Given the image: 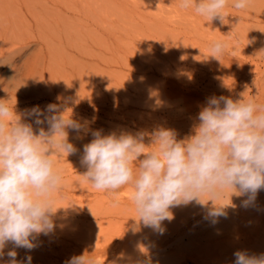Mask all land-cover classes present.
Returning <instances> with one entry per match:
<instances>
[{
  "label": "rangeland",
  "instance_id": "1",
  "mask_svg": "<svg viewBox=\"0 0 264 264\" xmlns=\"http://www.w3.org/2000/svg\"><path fill=\"white\" fill-rule=\"evenodd\" d=\"M180 3L181 0H0V100L9 104L19 95L15 84L22 77L23 83L44 93L53 92L62 99L90 103L99 110L116 108L120 119L110 116L100 120L91 111L83 113L82 116L87 118L84 127L91 128V132L99 130L102 135L142 132L145 144H150L151 133L161 127L174 130L178 140L193 135V129L199 123L198 114L211 97L245 98L264 106V0H250L245 10L234 9L229 3L225 23L208 21L194 9L181 8ZM215 40L228 44V50L219 57L220 60L208 57L210 43ZM70 57L72 61L77 59L82 63L95 59L94 66H89L92 73L88 69L91 77L87 73L84 75L94 77L99 84L104 81L105 85L111 86L108 88L102 82L100 89L98 83L93 82L99 91L87 88L81 93L78 87V91L74 90L76 87L68 89L67 81L72 72L66 73L64 67L68 66L65 68L68 70L71 66L68 65ZM74 67V70L70 68L77 77L83 68ZM88 70L84 68L83 73ZM49 76L53 78L51 81ZM43 101L47 100L44 98ZM14 105V110L24 108ZM99 115L103 116L101 112ZM26 122L32 123L31 120ZM42 126L46 128L47 124ZM38 127L33 123L34 131ZM91 132L71 133L91 136ZM75 141L77 139L71 140L76 154L53 156L56 166L64 174V186L58 192L61 196L56 194L59 198H55V207H71L58 210L54 217L56 229L48 235H39L34 240L36 247L33 250L15 249L19 264H27L28 256L31 261L49 259L48 264H68L72 257L84 255L85 249L94 247L99 251L92 256L97 264H113L112 255L119 251L117 245L124 246L127 256L117 263L131 264L132 258L152 248L138 233L142 223L135 219L137 213L131 200V186L115 193L96 190L82 176L87 170L81 165L83 146L87 142L77 141V144ZM63 189L73 195H85L86 199L84 196L76 198L78 201L65 202ZM261 196L264 197V192H259L248 206L242 203L247 198L234 202L230 214L225 209L226 217L219 218L208 216L211 201L206 207L195 201L182 205V209L179 206L178 210L184 214L175 212L173 225L183 226L185 233L182 239L173 229L170 233L160 234L162 238L169 237L172 243V249L168 247L163 255L175 253L178 257L191 258L182 264H235L234 253L237 251L257 257L264 254V198L262 200ZM226 197L217 203L224 204ZM109 209L114 212L109 213L110 216L96 220L89 217L85 222L84 218L70 219L64 215L85 210L107 212ZM191 231L195 233L191 234ZM47 236L69 241L71 247L65 251L56 247L58 255H47L36 244ZM191 241L192 246L189 245ZM12 248L11 243L5 247L3 258L9 259L7 252ZM155 253L152 254L161 255L160 250ZM162 260L154 263L143 256L141 264L142 261L143 264L144 261L145 264H173L170 260L176 259Z\"/></svg>",
  "mask_w": 264,
  "mask_h": 264
},
{
  "label": "clouds",
  "instance_id": "2",
  "mask_svg": "<svg viewBox=\"0 0 264 264\" xmlns=\"http://www.w3.org/2000/svg\"><path fill=\"white\" fill-rule=\"evenodd\" d=\"M229 3L245 10L250 0H181L180 7L194 9L208 21L225 23ZM227 50L226 41H212L208 57L220 60ZM66 113L54 104L17 113L0 100V259L11 243L8 264H19L15 249L33 250L39 235L56 229L58 210L71 207H55L64 174L53 156L76 154L68 130L85 129ZM198 120L194 134L186 139L178 140L174 130L161 127L151 133L150 144H145L142 132L102 135L93 131L94 138L83 146L81 165L87 170L82 176L100 191L115 193L130 185L135 219L160 234L163 221L174 218L171 209L193 201L202 207L211 201L208 216L226 217L230 203L217 201L235 194L246 196L242 203L248 206L264 189V106L245 98L211 97ZM33 123L40 126L36 131ZM234 256L235 264H264V254L237 251ZM121 258L123 254H117V261ZM26 259L30 264L31 256ZM68 264L97 261L81 255Z\"/></svg>",
  "mask_w": 264,
  "mask_h": 264
},
{
  "label": "bare ground",
  "instance_id": "3",
  "mask_svg": "<svg viewBox=\"0 0 264 264\" xmlns=\"http://www.w3.org/2000/svg\"><path fill=\"white\" fill-rule=\"evenodd\" d=\"M52 55V57L54 56L52 53H50V56ZM93 55V54H92ZM92 55H90V56H92ZM51 57V58H52ZM51 58H50V62H51ZM53 58H55V56L53 57ZM56 59V58H55ZM54 59V60H55ZM72 58L70 57V62H68V65L70 64L71 66H69V69L67 70V69H65V68H67V67H64V70H65V72L66 73H71V78H70V80L69 81H67V82H69L68 83V89H72V88H74V87H76V89L74 88V90H77V87L79 88V91L81 90V93H82V91L83 90H88L87 88H89V90L91 89V90H93V88H95V84L93 83V82H96V81H94L93 79H94V77H93V79L92 78H89V77H91L90 76V74L92 73V69H89L90 67V65H92V63L94 62V64H95V59H94V61L92 62V61H87V63L85 62V63H82L83 61H79V62H81L82 64H73L74 62H76V63H79L78 61H72L71 60ZM57 60V59H56ZM55 60V61H56ZM53 61V60H52ZM54 61V62H55ZM62 61V60H61ZM102 61V60H101ZM67 62V61H66ZM66 62H65V64H66ZM104 62V61H103ZM97 63H98V61H97ZM63 64H64V62H63ZM74 65H76V67H78L79 69L80 68H83V70H84V68H85V71H87L88 69L90 70V72H89V70H88V72H84L83 73V70L81 69L80 70V75H78L77 74V77H74V75H73V73L75 72V71H72L71 70V68L74 70V69H76L75 67H74ZM98 65V64H97ZM94 65H92V67H93ZM96 66V65H95ZM71 67V68H70ZM97 67V66H96ZM95 67V68H96ZM15 68V67H14ZM77 68V69H78ZM97 68H99V67H97ZM96 68V69H97ZM96 69H94L95 71H96ZM63 70V71H64ZM67 70V71H66ZM69 70H71L70 72H69ZM99 70V69H98ZM102 70V68H100V73L103 71H101ZM105 70V69H104ZM14 71H17V69L16 70H14ZM14 71H13V73H14ZM81 71H82V73H81ZM97 72V74H99V72L98 71H96ZM65 73V74H66ZM85 73H90V74H88L89 75V77H86V75H84ZM106 73V72H105ZM62 74V73H61ZM75 75H76V72L74 73ZM82 74H83V76H82ZM94 74V73H93ZM92 74V75H93ZM102 74V73H101ZM95 75V74H94ZM104 75V73L102 74V76ZM65 76V75H64ZM66 76H67V74H66ZM79 76V77H78ZM81 76V77H80ZM96 76V75H95ZM86 77V78H85ZM99 77H101L100 75H99ZM22 78V77H21ZM21 78H20V80H17V82H16V84H15V89H17L16 91H18L19 92V95L15 98V99H13L12 101L10 100V102H9V104H10V106H11V104H13V106H15L14 104H16V105H21V107L23 106L24 108H22V109H18V110H16L17 111V113H23V112H25L26 110H29V109H31V108H33V107H35V106H39V108L41 109V110H44L45 108H46V106L47 105H49V104H54V105H57L58 107H59V109L61 110V112H64V111H67V113H66V116H69L70 115V117L72 118V119H74V120H76V121H78V122H80L82 125H83V123H85V120L87 119L85 116H82L83 115V113L85 114V113H87L88 111H91L95 116H96V118H98V117H100L99 119L100 120H105V119H109V117L111 116H113L114 118H118V119H120L121 117H118L117 115H116V110H114V109H116V108H112V109H102V110H99L98 108H96L95 107V105H92V104H90V103H85V102H78V101H75V99H62V97L61 96H56V94L55 93H53V92H50V93H44L43 91H38V90H36L35 88H33V87H31V86H29L27 83H23L22 82V80H21ZM26 78V77H25ZM24 78V79H25ZM49 80L51 81L52 79H51V77L49 76ZM62 78H64V77H62ZM76 78H78V79H76ZM97 78H98V75H97ZM103 77H101V79H102ZM65 79V78H64ZM68 79V78H67ZM27 80V79H26ZM29 80V79H28ZM93 80V81H92ZM103 80H104V78H103ZM65 81V80H64ZM102 81V80H101ZM106 81V80H105ZM56 81H54V83H55ZM59 82V81H58ZM100 82V81H99ZM104 84L103 85H105V82L104 81H102ZM102 82L100 83L101 85H102ZM107 82V81H106ZM98 82H96V84H97ZM108 83V82H107ZM56 84H58V83H56ZM63 84V83H62ZM67 84V83H66ZM100 84L98 83V85L100 86ZM106 85H108V86H106ZM105 86L106 87H110L111 85L108 83V84H106ZM110 85V86H109ZM98 86V87H99ZM36 87V86H35ZM61 88V87H60ZM59 87H58V89H60ZM66 88V87H65ZM105 88V87H104ZM67 89V90H68ZM95 89H97V91H99V88H95ZM94 89V91H96ZM100 89H101V86H100ZM106 89V88H105ZM47 90V89H46ZM74 90H73V92H74ZM6 91V90H5ZM4 91V92H5ZM78 91V90H77ZM109 90H107V92H108ZM80 93V92H79ZM61 97V98H60ZM46 99L47 101H43V99ZM113 100V99H112ZM114 102V101H113ZM117 103V102H116ZM114 104H115V102H114ZM119 105V103L117 104V106ZM122 105H125L124 103H122ZM112 106V105H111ZM121 106V105H120ZM103 107V106H102ZM124 107V106H123ZM101 109V108H100ZM119 111V110H118ZM102 113V115L103 116H101V115H99V113ZM125 117V116H124ZM134 117V116H133ZM128 118V117H127ZM125 119V118H124ZM91 122H92V120H91ZM136 124V123H135ZM84 126V125H83ZM86 127V126H85ZM84 127V129H85V132L87 131V132H91L92 131V129L91 128H85ZM103 126H100V128H102ZM115 127V126H114ZM105 128V127H104ZM45 130H47V127L45 128ZM105 131V130H104ZM72 132V130H68V134L70 135V137H72L74 140L75 139H77V141H79V142H87L88 143V141L93 137L92 135L91 136H88V135H85V134H79V135H74V134H72L71 133ZM92 133V132H91ZM90 134V133H89ZM69 137V136H68ZM70 140H69V142H71V140H72V142L74 141L73 139H71V138H69ZM77 141H75L74 143H77L78 144V142ZM91 141V140H90ZM71 142V143H72ZM74 145V144H73ZM79 145H81V144H79ZM72 170L70 171V176L72 175ZM71 178V177H70ZM69 181V180H68ZM231 191V190H230ZM62 192V199L65 201V202H71V201H73L74 199L75 200H77L76 198H84V196H79V195H73L72 193H71V191H69V190H66V189H63V191H61ZM261 194H262V192H264V189H261L260 191H259ZM259 192L257 193V194H259ZM59 194V196H61L60 195V193H58ZM260 196V195H259ZM258 196V197H259ZM89 197V196H88ZM88 197H87V199H88ZM262 197L263 196H261V199H262ZM59 198V197H58ZM58 198H56V200L58 199ZM61 198V197H60ZM244 198H247L246 196H238V195H235V194H232V195H230V198H229V196L227 195V197H226V199L224 200V204H228V203H230V206L229 207H227L226 209H227V212L229 213L231 210H233V205H235L236 203H234V202H237V201H241L242 199L244 200ZM264 198V197H263ZM73 199V200H72ZM85 199H86V196H85ZM97 199H98V197H97ZM60 200V199H59ZM63 200H61V201H63ZM90 200H92V199H90ZM96 200V199H95ZM94 200V201H95ZM246 200V199H245ZM263 200V199H262ZM78 201V200H77ZM80 201V200H79ZM81 201H82V199H81ZM97 201V200H96ZM99 201V200H98ZM97 201V202H98ZM260 201V200H259ZM83 202H84V200H83ZM86 203H88V202H86ZM92 203V202H91ZM94 203V202H93ZM239 203V202H238ZM237 203V204H238ZM259 203V202H258ZM261 203H263V202H261ZM131 204V203H130ZM102 207V206H101ZM116 207V206H115ZM182 207L183 206H180V208L182 209ZM105 208V207H104ZM113 208V207H112ZM117 208V207H116ZM115 208V209H116ZM128 208V207H127ZM130 208H131V206H130ZM179 207H175V208H172L171 209V211H172V213H173V217H174V215H176L175 214V212L177 213V211L178 212H180V214H184L183 213V211H180V210H178V209H180ZM93 209V208H92ZM96 209V208H95ZM106 209H108V208H106ZM94 210V209H93ZM97 210V209H96ZM101 210H103V209H101ZM123 210V209H122ZM104 211V210H103ZM109 211H110V209H109ZM109 211H107V212H102V211H98V212H93V211H91V210H85V212H83V213H78V214H75L74 212V214L73 213H70V214H67V213H69V212H67V213H65L64 215L66 216V217H69L70 219L71 218H74V217H76V219L78 218V219H80V218H84V221L83 222H85V221H87L88 219H89V217H92V219H94V220H96V219H98V218H100V219H102V218H104V217H106L107 215H109V213H111L112 212V210L109 212ZM120 212V211H119ZM226 212V213H227ZM112 213H114V212H112ZM122 213V212H121ZM116 214V213H115ZM114 214V215H115ZM117 214H119V213H117ZM123 214V213H122ZM122 214H120V215H122ZM179 214V213H178ZM230 214V213H229ZM58 215V213L56 214V216ZM113 215V216H114ZM55 216V217H56ZM110 216V215H109ZM109 216H108V218H109ZM111 216H112V214H111ZM125 217H126V215H125ZM176 217V216H175ZM184 217V216H183ZM176 219V218H175ZM185 221H186V219H185ZM82 222V221H81ZM173 222H174V219H172L171 221H167V220H165V221H163V223H162V227H163V229H164V232L163 233H170V230H171V232H172V229H173V232H175L176 233V235L178 236V237H180V239H182V236H184V230H183V226L182 227H176V226H174L173 225ZM176 222V221H175ZM181 225H183V223L181 224ZM141 226V225H140ZM138 228H140V227H138ZM193 228V227H192ZM261 229V228H260ZM138 231V230H137ZM192 232V231H191ZM258 232V231H257ZM138 233H141L144 237V239H143V242H145L146 244H148L150 247H152L151 249H146L144 252H143V255H139V256H137V257H135V258H132L133 260L130 262L131 264H141V260H142V257L143 256H147L148 258H149V260L150 261H154V263H155V261H157V260H161V259H164L165 261H167V260H169V259H172L173 257H175V259L177 260V262H176V260H174L177 264H182V262L183 261H191V258H189V257H186V256H184V257H178V255H176L175 253H171V254H166L165 256L163 255V253H167V249H168V247H170L171 245L170 244H172V243H170V241H171V239L169 238V237H167V236H164L163 238H162V236H160V233L159 232H157V231H154L153 229H151V228H148V227H144L143 225H142V227L140 228V230H139V232ZM138 233H136V234H138ZM174 233V234H175ZM187 233H190L189 231L187 232ZM193 233H195V232H192L191 234H193ZM197 234H199V233H197ZM139 235V234H138ZM158 235H159V237H158ZM165 235V234H164ZM169 235V234H168ZM190 235V234H189ZM175 236V235H174ZM172 239H174V238H172ZM185 240V239H184ZM181 241V240H180ZM190 242V241H189ZM188 242V243H189ZM156 243H158L156 246H155V244ZM36 244L39 246V248L41 249V251L43 252V253H47V255L50 253H53V255H58V251H56V247H59V248H62L64 251H65V249L66 248H70L71 247V242H69V241H66V240H58V239H55V238H53V237H43V238H41V239H39V241H37L36 242ZM145 244V245H146ZM175 244H176V242H175ZM175 244H174V247H175ZM190 244H192V241H191V243H189V245ZM194 244V243H193ZM73 245V244H72ZM178 245V244H177ZM182 245V244H181ZM181 245H179V246H181ZM184 245V244H183ZM187 246V245H186ZM190 246H192V245H190ZM199 246V245H198ZM184 247V246H183ZM193 247H195V246H193ZM93 248V247H92ZM119 249V251L118 252H116V253H114L113 255H112V261H116V262H122L124 259H126V253H124L125 251H123V249H124V246L123 245H117L116 246V249ZM190 248V247H189ZM170 249H172L171 247H170ZM186 249H187V247H186ZM63 250H61L62 252H64ZM160 250V253H161V255L159 254V253H157V254H159L160 256H156L155 254V252H157V251H159ZM177 250V249H176ZM200 250V249H199ZM84 253V255H86V256H88V257H90V258H92V256H94V255H96V254H98L99 253V251H98V249L96 250L95 249V247H94V249H85L84 251H83ZM152 253H155V254H152ZM199 253V252H198ZM117 254H123V258H121V259H119L118 261H117ZM52 255V254H51ZM192 255V254H191ZM190 255V256H191ZM164 260H162V261H164ZM8 261H9V259H7V258H3V259H0V264H2V263H4V264H8ZM48 261H49V259L47 260L46 259V261L45 260H42V261H36V260H32L31 262H30V264H48ZM54 262H57V261H55V260H53ZM173 260L171 261L170 260V262L171 263H175ZM145 263H146V261H144ZM117 263V264H118ZM144 263V264H145ZM157 263V262H156ZM28 264V263H27ZM55 264V263H54ZM142 264H143V261H142ZM168 264V263H167Z\"/></svg>",
  "mask_w": 264,
  "mask_h": 264
}]
</instances>
